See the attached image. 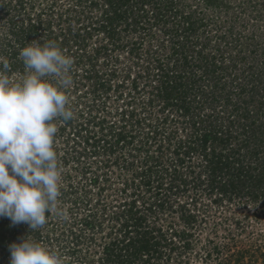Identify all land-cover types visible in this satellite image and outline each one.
I'll list each match as a JSON object with an SVG mask.
<instances>
[{"label": "rangeland", "instance_id": "374dc122", "mask_svg": "<svg viewBox=\"0 0 264 264\" xmlns=\"http://www.w3.org/2000/svg\"><path fill=\"white\" fill-rule=\"evenodd\" d=\"M120 1L0 0L11 80L32 41L74 60V116L54 137L67 216L47 213L37 230L0 217V264L27 232L65 264H264V0ZM168 78L188 118L161 111ZM216 131L228 142L199 145ZM130 216L142 228L124 238ZM146 228L150 250H127Z\"/></svg>", "mask_w": 264, "mask_h": 264}, {"label": "clouds", "instance_id": "9594fccd", "mask_svg": "<svg viewBox=\"0 0 264 264\" xmlns=\"http://www.w3.org/2000/svg\"><path fill=\"white\" fill-rule=\"evenodd\" d=\"M19 58L25 70L13 81L9 61L0 56V217L37 230L47 223V213L67 216L59 207L54 137L57 121L74 116L66 94L74 60L54 41H32L20 49ZM27 233L8 245L9 264H65Z\"/></svg>", "mask_w": 264, "mask_h": 264}, {"label": "trees", "instance_id": "16d2710c", "mask_svg": "<svg viewBox=\"0 0 264 264\" xmlns=\"http://www.w3.org/2000/svg\"><path fill=\"white\" fill-rule=\"evenodd\" d=\"M111 0H108V2H110ZM120 1V0H119ZM120 2H125V0H121ZM119 17H122V15H117L116 16V19L119 18ZM186 59V58H184ZM159 67H160V64H159ZM167 77V76H165ZM159 85L160 86H157V91L159 94H157L156 97H159V101L162 103V107L160 108L161 111H164L166 108H169V109H173V111L175 113H178L179 115H177L178 117L182 116L184 119L188 116L189 114V111L191 109V106L188 104V101L186 100V97L183 95V93L180 91L181 90V86L177 83V82H173V81H170L169 78L168 79H162L160 80L159 82ZM182 93V95H181ZM152 101V98L150 100V102ZM167 120V117L166 116H163V118L161 119V123H165L164 121ZM184 123V122H183ZM192 124L195 125V122L192 121ZM158 128V127H157ZM160 133H166V132H163L162 128H159L158 130ZM222 131V130H221ZM218 132L220 131H216L214 132L212 135H201L198 140L199 142V145L202 146L203 148H206V144L208 141H219L220 142V145L223 143V142H228V139H226L225 137H221L218 135ZM223 134H226L227 135V132L224 133V132H221ZM228 136V135H227ZM255 137V136H254ZM196 141V139H195ZM194 143V142H193ZM193 143L191 144L189 141L186 142L185 145H183V141H179L178 142V147H176V150H181L182 148H184L183 150H190L189 148H191V145H193ZM189 145V148L188 146ZM225 145V144H223ZM212 154H215V150H212ZM223 154H218L219 157H221ZM223 157V156H222ZM237 178H240V176ZM254 180L255 181V184L259 185L260 183H262V179L261 177L259 178H256L254 177ZM233 185H234V182L232 181ZM235 186H239L238 183H236L234 185V190H236V187ZM226 190V189H225ZM237 191V190H236ZM264 191V189H263ZM264 194V192H263ZM141 218L140 217H133V216H130V219L126 220L124 223H122V228H123V232H124V238H126V236H128V233L132 231H141L140 229L142 228V221H140ZM6 221H9L8 218H6ZM8 225L7 223H3V222H0V241L2 240V242L5 240L4 239V229L5 226ZM23 224H20V226H22ZM9 226V225H8ZM133 227V228H132ZM152 229V228H151ZM150 229L146 228L145 230H142V232H137V236L135 238H127L129 239L128 242L125 243V248L127 250H129V248H131L133 246V248L136 247V244L137 246L139 245V243H141V246L139 247V249H147V251L150 250ZM122 241H125V240H122ZM154 245H157V243H153ZM137 253V252H136ZM135 254V252H134Z\"/></svg>", "mask_w": 264, "mask_h": 264}]
</instances>
